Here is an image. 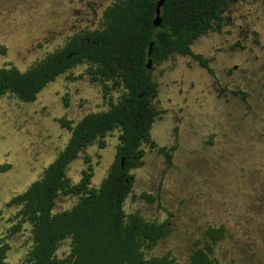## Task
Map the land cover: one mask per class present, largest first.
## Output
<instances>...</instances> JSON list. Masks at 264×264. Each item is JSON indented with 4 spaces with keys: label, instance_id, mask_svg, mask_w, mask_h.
Segmentation results:
<instances>
[{
    "label": "rangeland",
    "instance_id": "rangeland-1",
    "mask_svg": "<svg viewBox=\"0 0 264 264\" xmlns=\"http://www.w3.org/2000/svg\"><path fill=\"white\" fill-rule=\"evenodd\" d=\"M120 0H0V68L25 71L64 47L74 36L103 28L104 13ZM220 27L199 38L192 51L210 60V74L190 56L153 64L161 111L151 137L163 153L143 144L144 164L133 169L134 186L124 210L146 220L170 221L171 233L147 258L171 255L187 262L203 245L209 227L224 226L215 248L221 264H264V0H240L221 12ZM89 64H77L48 84L33 103L6 94L0 99V243L11 249L7 261L28 264L33 246L31 224L12 232L17 207L6 204L41 178L66 146L72 126L90 113L108 110L124 88L108 89L91 81ZM238 94H235V93ZM246 95V100L242 95ZM120 130L86 148L70 164L67 176L80 181L91 159L98 188L117 153ZM148 194L150 202L141 198ZM79 199L60 195L55 212ZM70 239L57 251L69 255Z\"/></svg>",
    "mask_w": 264,
    "mask_h": 264
},
{
    "label": "trees",
    "instance_id": "trees-1",
    "mask_svg": "<svg viewBox=\"0 0 264 264\" xmlns=\"http://www.w3.org/2000/svg\"><path fill=\"white\" fill-rule=\"evenodd\" d=\"M159 0H120L104 13L103 28L74 36L60 50L25 71L15 66L0 68V99L10 94L23 103H33L51 82L74 68L89 64L91 81L108 89L124 88L119 102L102 112L84 116L74 126L61 120L71 130L66 146L50 163L41 178L6 204L17 207L13 233L30 223L33 246L28 264H221L215 248L226 234L224 226L209 227L203 245H196L189 261L178 262L171 255L147 258L145 249L155 248L171 233L170 221L146 220L140 213L127 214L124 203L134 180L130 171L143 166V144L163 153L151 137L155 119L161 114L152 100L157 83L152 80V64L173 56H190L201 68L213 74L210 60L192 51V45L214 26L220 27L221 12L240 0H166L161 8V26L153 25ZM150 46L151 55L148 56ZM235 94H238L237 92ZM246 100V95H242ZM120 130L115 161L98 188L91 186L94 176L91 159L79 182L67 176L71 163L88 147L98 143L106 147L105 138ZM10 168L0 166V172ZM60 195L79 196L68 210L55 212ZM141 198L154 201L148 194ZM70 239L71 251L59 258L60 244ZM11 247L0 243V264H11L7 255Z\"/></svg>",
    "mask_w": 264,
    "mask_h": 264
},
{
    "label": "water",
    "instance_id": "water-1",
    "mask_svg": "<svg viewBox=\"0 0 264 264\" xmlns=\"http://www.w3.org/2000/svg\"><path fill=\"white\" fill-rule=\"evenodd\" d=\"M166 0H159L157 3V7H156V17L154 19L153 25L154 27L158 28L161 26L162 20H161V8L164 5ZM151 49L152 46H150L149 51H148V56L150 57L151 55ZM152 67V61L151 59L148 60L147 63V68H151Z\"/></svg>",
    "mask_w": 264,
    "mask_h": 264
},
{
    "label": "flooded vegetation",
    "instance_id": "flooded-vegetation-1",
    "mask_svg": "<svg viewBox=\"0 0 264 264\" xmlns=\"http://www.w3.org/2000/svg\"><path fill=\"white\" fill-rule=\"evenodd\" d=\"M153 65V64H152ZM152 129H153V127H152ZM152 131V130H151ZM154 141V140H153ZM155 142V141H154ZM120 144V143H119Z\"/></svg>",
    "mask_w": 264,
    "mask_h": 264
}]
</instances>
